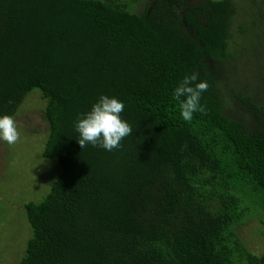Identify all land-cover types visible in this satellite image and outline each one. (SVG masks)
Masks as SVG:
<instances>
[{
  "label": "trees",
  "instance_id": "1",
  "mask_svg": "<svg viewBox=\"0 0 264 264\" xmlns=\"http://www.w3.org/2000/svg\"><path fill=\"white\" fill-rule=\"evenodd\" d=\"M257 63L264 0H0V115L17 121L40 92L42 158L61 166L25 205L19 264H264ZM191 73L206 110L186 122L172 93ZM101 95L133 130L111 152L82 148L75 128Z\"/></svg>",
  "mask_w": 264,
  "mask_h": 264
},
{
  "label": "rangeland",
  "instance_id": "2",
  "mask_svg": "<svg viewBox=\"0 0 264 264\" xmlns=\"http://www.w3.org/2000/svg\"><path fill=\"white\" fill-rule=\"evenodd\" d=\"M258 67L247 77L251 78ZM244 70L247 73L250 68ZM33 94L38 96L25 104L17 120L19 140L12 145L0 141V264L20 263L32 236L25 205L40 203L61 174L58 161L42 158L48 138V126L42 115L46 107L41 93ZM243 235L248 247L260 254L263 244L254 227H247Z\"/></svg>",
  "mask_w": 264,
  "mask_h": 264
},
{
  "label": "clouds",
  "instance_id": "3",
  "mask_svg": "<svg viewBox=\"0 0 264 264\" xmlns=\"http://www.w3.org/2000/svg\"><path fill=\"white\" fill-rule=\"evenodd\" d=\"M198 81V74L191 73L173 89V98L179 102L180 116L186 122L193 119L194 114L205 112L201 104L202 93L208 89L206 81ZM125 104L115 96L101 95L91 110L78 118L75 128L79 133V145L86 144L100 147L111 152L120 146V142L132 134V127L122 117ZM20 138L17 121L13 116L0 115V141L8 145L15 144Z\"/></svg>",
  "mask_w": 264,
  "mask_h": 264
}]
</instances>
